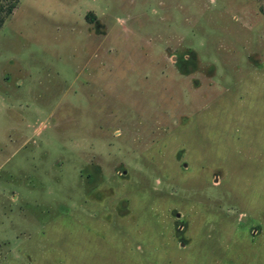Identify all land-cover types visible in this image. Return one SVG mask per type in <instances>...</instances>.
<instances>
[{
	"label": "rangeland",
	"instance_id": "rangeland-1",
	"mask_svg": "<svg viewBox=\"0 0 264 264\" xmlns=\"http://www.w3.org/2000/svg\"><path fill=\"white\" fill-rule=\"evenodd\" d=\"M0 0V264H264L263 0Z\"/></svg>",
	"mask_w": 264,
	"mask_h": 264
},
{
	"label": "trees",
	"instance_id": "trees-1",
	"mask_svg": "<svg viewBox=\"0 0 264 264\" xmlns=\"http://www.w3.org/2000/svg\"><path fill=\"white\" fill-rule=\"evenodd\" d=\"M263 3H264V0H263ZM16 4H17V0H11V2L6 7V10L8 12L12 11V9L15 7ZM263 9H264V6H263ZM2 23H3V18L0 17V26Z\"/></svg>",
	"mask_w": 264,
	"mask_h": 264
}]
</instances>
